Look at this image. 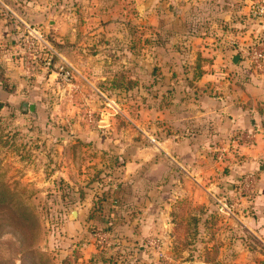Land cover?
<instances>
[{"label": "rangeland", "instance_id": "374dc122", "mask_svg": "<svg viewBox=\"0 0 264 264\" xmlns=\"http://www.w3.org/2000/svg\"><path fill=\"white\" fill-rule=\"evenodd\" d=\"M250 1L33 0L28 7L27 0H0V68L19 61L26 71L11 44L25 30L18 17L59 52L51 70L32 65L27 96L0 97V183L41 224L35 230L23 220L16 201L0 203V264H264L259 171L244 176L246 189L240 183L233 197L216 199L210 182L205 188L179 168L182 180L170 184L160 177L166 166L158 168V158H166L159 142L166 141L170 120L192 108L187 99L200 89L202 75L232 67L230 49L239 53L237 44L264 38L255 30L264 21L250 12ZM61 63L74 68L71 82L54 72ZM0 77L12 90L10 77ZM223 181L213 183L223 187ZM113 187L140 196L141 207L182 192L172 206V229L139 228L144 210L116 203ZM199 192L208 194V203L195 197ZM114 205L119 210L111 213Z\"/></svg>", "mask_w": 264, "mask_h": 264}, {"label": "crops", "instance_id": "0c3cea01", "mask_svg": "<svg viewBox=\"0 0 264 264\" xmlns=\"http://www.w3.org/2000/svg\"><path fill=\"white\" fill-rule=\"evenodd\" d=\"M27 2L28 7L34 6L33 0L30 2L27 0ZM24 20L27 21L25 18ZM255 30L264 33L263 28L257 27ZM18 31L14 32L15 36ZM3 42L4 40H0L1 47ZM11 42L14 47L17 46L18 42L14 37L11 38ZM237 45L242 50V52L239 51L238 62H233L232 67L226 64V68H222L220 72L202 75L200 89L194 93L192 98L187 99L188 102H192V108L189 106L188 111L180 113L176 120H170V131L164 137L166 141L159 142L160 148H158L159 155L166 156L165 159L158 158V168H163V166L167 168L165 174L160 176L162 181L167 179L170 184L179 183L182 180L179 174V168H181L186 174L185 177L190 181L193 180L201 185L205 183L203 185L205 188L209 187L207 185L209 182L216 186L217 191L213 194L216 199L219 198L218 195L233 197L241 188L240 183L242 188L246 189L243 178L246 174L252 178L253 174L249 172L253 170L260 172L261 176L258 181L264 183V70L256 69L244 58V51L248 44L241 42ZM230 50L233 51L231 54L233 60V56L237 53L234 49ZM3 52L4 50L0 48V58L5 55ZM18 62L15 64V62L8 61L7 65L4 64L3 68H0L2 73L10 77L8 80L13 85L12 90H6L4 86L8 85L0 83V97L9 98L8 100L12 102L19 97L24 98L30 90L33 91L25 81L29 75ZM213 150H217V159L210 160L209 152ZM140 163L145 165L146 160H140ZM222 166L224 170L220 171L219 168ZM216 167L218 174H214L211 178V168L216 170ZM216 177L224 180L223 187L213 183ZM189 180L185 179L187 182H190ZM133 187L135 186L132 185ZM177 189L176 186L175 190ZM111 192L114 193L113 198L116 203L121 201L125 206L127 204L129 206L138 205L144 210L143 216L136 218V223L140 224L139 228L158 225V229L161 230L172 229L173 221L170 218L172 206L182 192L170 193L168 197L170 201L166 197H161L158 198V204L149 203L151 202L149 200L142 203V207L139 205L141 198L136 194L127 196L119 190L115 191L114 187ZM195 197L197 199L200 197V202L206 200L208 203V194L199 192ZM241 197L246 198L247 196L242 194ZM102 201L106 202V200ZM112 207L111 213H114L119 210L120 205ZM155 207H158V210L154 212ZM206 210L207 212L203 213L205 223L202 222L205 229L206 217L211 214L210 208ZM235 213L241 219L238 210ZM256 215L258 216L259 212H256ZM253 225L250 223L246 228L253 230ZM238 244L243 246L245 243L234 241L233 245L237 247Z\"/></svg>", "mask_w": 264, "mask_h": 264}, {"label": "built area", "instance_id": "2783aa9c", "mask_svg": "<svg viewBox=\"0 0 264 264\" xmlns=\"http://www.w3.org/2000/svg\"><path fill=\"white\" fill-rule=\"evenodd\" d=\"M250 12L255 16H261V20L264 21V0H251ZM18 19L19 22L25 26V30L16 47L17 53L24 58L26 73L28 74L31 71L34 63L41 64L44 68L51 69L56 62L55 57L59 55V52L51 48L50 44L46 41L44 34L35 26L29 24L20 17H18ZM244 57L253 67L263 71L264 38L257 37L249 43L244 51ZM55 67L56 69L54 72L58 77L63 79L65 82L72 81L75 76V70L72 66L67 63H61L55 65ZM228 210H230L229 207ZM103 237V234H99L100 243L104 242Z\"/></svg>", "mask_w": 264, "mask_h": 264}, {"label": "trees", "instance_id": "16d2710c", "mask_svg": "<svg viewBox=\"0 0 264 264\" xmlns=\"http://www.w3.org/2000/svg\"><path fill=\"white\" fill-rule=\"evenodd\" d=\"M0 73H2V71H0ZM13 200L16 201V207L18 209L17 212L19 213V216L23 218V220H26L28 223L34 225L35 230L40 228L39 225L41 224L37 214L28 208V205L25 204L26 201L16 198L15 193L12 192L11 186L7 182L0 183V203Z\"/></svg>", "mask_w": 264, "mask_h": 264}, {"label": "water", "instance_id": "95a60500", "mask_svg": "<svg viewBox=\"0 0 264 264\" xmlns=\"http://www.w3.org/2000/svg\"><path fill=\"white\" fill-rule=\"evenodd\" d=\"M239 58H240V54L237 53V54H235L233 56V61L236 63V62H238ZM34 107H35L34 104H29V109L30 110H33ZM76 214H77V211L76 210H73L72 215H76Z\"/></svg>", "mask_w": 264, "mask_h": 264}]
</instances>
